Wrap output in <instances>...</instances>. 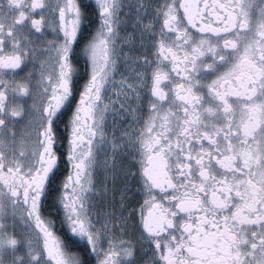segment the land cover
Here are the masks:
<instances>
[{
  "label": "snow or ice",
  "instance_id": "obj_1",
  "mask_svg": "<svg viewBox=\"0 0 264 264\" xmlns=\"http://www.w3.org/2000/svg\"><path fill=\"white\" fill-rule=\"evenodd\" d=\"M0 264H264V0H0Z\"/></svg>",
  "mask_w": 264,
  "mask_h": 264
}]
</instances>
